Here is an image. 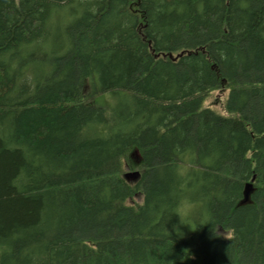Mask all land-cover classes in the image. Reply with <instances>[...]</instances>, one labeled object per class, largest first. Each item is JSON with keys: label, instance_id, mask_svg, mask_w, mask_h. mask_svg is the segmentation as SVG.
Wrapping results in <instances>:
<instances>
[{"label": "trees", "instance_id": "obj_1", "mask_svg": "<svg viewBox=\"0 0 264 264\" xmlns=\"http://www.w3.org/2000/svg\"><path fill=\"white\" fill-rule=\"evenodd\" d=\"M119 93L116 123L93 99ZM196 183L204 225L169 237ZM170 260L264 264V0H0V264Z\"/></svg>", "mask_w": 264, "mask_h": 264}, {"label": "rangeland", "instance_id": "obj_2", "mask_svg": "<svg viewBox=\"0 0 264 264\" xmlns=\"http://www.w3.org/2000/svg\"><path fill=\"white\" fill-rule=\"evenodd\" d=\"M57 11V10H55ZM69 13V8H64L61 12H56L55 14H52L53 17L50 21V26L46 31V35L42 37V40L45 41V44H48L49 47L48 50L46 49V53H51L56 55H60L62 52H64L65 49V40L62 35L63 26L67 19V14ZM63 49V50H62ZM40 55V54H39ZM178 55V54H177ZM23 57L25 54L22 55ZM31 83L34 81L33 78L30 79ZM226 91H213L209 94L205 102L203 103V107H208L212 109L213 111L222 114V103L225 97ZM129 101V98L125 96L124 94H116V95H101L98 97H95L93 99V104L97 107L102 108V112L108 119H114L116 123H119V119L121 118V114L125 113L127 111V102ZM91 132L98 135L100 138L104 139L106 135L109 132V128H105L103 125H97L91 127ZM88 133L89 138L93 137L92 133L86 129L85 131ZM139 170H129L128 167H124V171L122 173V176H124L127 173L132 172H138ZM188 170L182 169L181 176L188 175ZM197 177L198 174H197ZM184 178V177H183ZM132 181V180H131ZM184 186V185H183ZM198 183H196L195 187L192 188V185L190 187H186L185 189L188 194H191L194 198H197L199 196V189ZM142 197L137 195L131 202L132 203H141ZM202 206V205H201ZM202 216L205 219V212L204 209H202Z\"/></svg>", "mask_w": 264, "mask_h": 264}, {"label": "clouds", "instance_id": "obj_3", "mask_svg": "<svg viewBox=\"0 0 264 264\" xmlns=\"http://www.w3.org/2000/svg\"><path fill=\"white\" fill-rule=\"evenodd\" d=\"M163 212L165 217L164 230L169 237L170 232L165 225L172 217L176 218V222L171 225V234H174L177 239L184 237L185 233L182 230L184 227L193 231V229H198V225H204L201 202L183 190L178 193L171 205H165ZM171 264H173V261H171Z\"/></svg>", "mask_w": 264, "mask_h": 264}, {"label": "water", "instance_id": "obj_4", "mask_svg": "<svg viewBox=\"0 0 264 264\" xmlns=\"http://www.w3.org/2000/svg\"><path fill=\"white\" fill-rule=\"evenodd\" d=\"M182 55V54H181ZM179 55V56H181ZM170 59H172V56L169 55L168 56ZM139 177V173L138 172H132V173H127L124 175V178L126 180L130 179V180H136L137 178ZM254 178H252V180L248 183H246L243 187V198H242V201H241V205H245L249 202V199H250V195L251 193L253 192V185H252V182H253Z\"/></svg>", "mask_w": 264, "mask_h": 264}, {"label": "bare ground", "instance_id": "obj_5", "mask_svg": "<svg viewBox=\"0 0 264 264\" xmlns=\"http://www.w3.org/2000/svg\"><path fill=\"white\" fill-rule=\"evenodd\" d=\"M141 36V35H140ZM205 194V193H204Z\"/></svg>", "mask_w": 264, "mask_h": 264}]
</instances>
